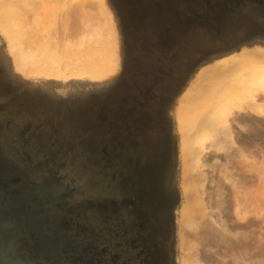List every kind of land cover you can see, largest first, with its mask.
Segmentation results:
<instances>
[{"label": "rangeland", "instance_id": "obj_1", "mask_svg": "<svg viewBox=\"0 0 264 264\" xmlns=\"http://www.w3.org/2000/svg\"><path fill=\"white\" fill-rule=\"evenodd\" d=\"M85 1L53 0L58 21L71 2L83 15L90 5L85 15L101 19L94 17L102 26L93 18L94 28L81 27L88 36L78 34L80 42L107 29L100 0ZM105 3L121 60L108 80L28 77L16 71L0 33V183L17 186L26 199L42 198L47 211L74 223L84 243L108 262L115 256L117 264H141L148 238L154 258L144 260L152 264H264V113L234 109L227 150L202 151L200 195L210 212L195 228L187 225L191 235L183 238L175 112L200 69L244 48L264 47V0ZM90 15L78 17L88 21ZM258 101L264 106V92ZM51 178L66 186L53 184V198L39 186Z\"/></svg>", "mask_w": 264, "mask_h": 264}, {"label": "bare ground", "instance_id": "obj_2", "mask_svg": "<svg viewBox=\"0 0 264 264\" xmlns=\"http://www.w3.org/2000/svg\"><path fill=\"white\" fill-rule=\"evenodd\" d=\"M85 2L89 4L88 0ZM99 2L107 13V29L103 27L102 33L101 27L100 30L96 27L98 31H94L95 35L92 33L94 37L88 41L85 40L86 36L82 37L80 42L76 38L78 34L83 33L81 27L88 25L86 30L91 26L94 28L91 23L94 17L101 21L96 16L91 17L89 13L85 15L90 5L85 4L88 7L84 12L85 16L91 17L88 20L89 26L87 19L81 18L85 17L83 12H78L82 7L79 10L75 6L74 11L71 9L74 7L72 2H69L73 6L70 7L71 10L65 11L68 7L66 6L58 21L55 17L57 12L53 10V0H0V33L7 42L16 71L28 77L64 81H103L115 76L121 65L118 53L119 39L112 22V13L107 9L105 0ZM82 5L85 10L84 3ZM92 5L97 7L95 2ZM73 11L77 13L73 14ZM103 13L105 14V11ZM79 15L81 17H78ZM94 19L92 21L95 25L100 22ZM100 25L102 26L101 23L96 26ZM83 35L88 36L86 33ZM188 87L175 110L181 137L182 187L185 198L181 209L180 227V235L183 238L186 236L187 225L195 228L205 216V212L207 215L210 212L209 209V212L205 211L208 207L203 205L204 199L202 200L200 195L202 175H199V162L202 151L208 147L219 151L225 148L224 151L227 150L229 143H232L229 136V117L234 109L251 108L258 113H264V106L258 101V95L264 92V47L244 48L203 67ZM204 206L207 208H203ZM197 220L198 223L195 222ZM205 226L202 225L201 228ZM206 227L203 230H206ZM197 229L200 230L199 227ZM207 231L203 234H209ZM187 233L191 235L190 230ZM182 241L185 242L186 239ZM236 246L232 247L237 248ZM188 261L189 259H185L181 264L194 263Z\"/></svg>", "mask_w": 264, "mask_h": 264}, {"label": "flooded vegetation", "instance_id": "obj_3", "mask_svg": "<svg viewBox=\"0 0 264 264\" xmlns=\"http://www.w3.org/2000/svg\"><path fill=\"white\" fill-rule=\"evenodd\" d=\"M59 181L51 178L39 186L53 198V184L66 188ZM21 192L15 185L0 183V254L33 264H117L115 256L108 262L104 255L95 254L91 246L84 243L80 229L67 218L58 220L47 211L42 198L26 199L20 196ZM142 242L146 249L144 256L147 254L149 260L153 259L149 249L151 239L145 238ZM107 249L105 246L104 251ZM144 256L141 264H152L149 260L146 262ZM124 264L131 262L127 260Z\"/></svg>", "mask_w": 264, "mask_h": 264}, {"label": "water", "instance_id": "obj_4", "mask_svg": "<svg viewBox=\"0 0 264 264\" xmlns=\"http://www.w3.org/2000/svg\"><path fill=\"white\" fill-rule=\"evenodd\" d=\"M0 264H33V263H30L25 260L24 261L13 260V259L6 257L3 254H0Z\"/></svg>", "mask_w": 264, "mask_h": 264}, {"label": "trees", "instance_id": "obj_5", "mask_svg": "<svg viewBox=\"0 0 264 264\" xmlns=\"http://www.w3.org/2000/svg\"><path fill=\"white\" fill-rule=\"evenodd\" d=\"M189 24V23H188ZM192 24V23H191ZM193 25V24H192Z\"/></svg>", "mask_w": 264, "mask_h": 264}]
</instances>
